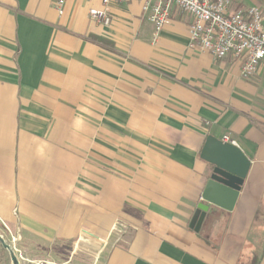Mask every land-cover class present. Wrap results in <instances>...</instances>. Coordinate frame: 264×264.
Segmentation results:
<instances>
[{
  "label": "crops",
  "instance_id": "0c3cea01",
  "mask_svg": "<svg viewBox=\"0 0 264 264\" xmlns=\"http://www.w3.org/2000/svg\"><path fill=\"white\" fill-rule=\"evenodd\" d=\"M54 2L0 0V230L37 264L94 246L91 264H264V62L244 78L242 59L191 48L178 8L157 34L141 0L108 26L89 14L103 0ZM210 135L251 165L197 231Z\"/></svg>",
  "mask_w": 264,
  "mask_h": 264
},
{
  "label": "built area",
  "instance_id": "2783aa9c",
  "mask_svg": "<svg viewBox=\"0 0 264 264\" xmlns=\"http://www.w3.org/2000/svg\"><path fill=\"white\" fill-rule=\"evenodd\" d=\"M127 0H103V8H91L89 14L95 21L110 25L109 8ZM143 9L149 13L158 34L170 23L174 8L192 16L190 24V47L209 52L221 60L228 56L242 59L241 74L250 78L264 62V13L260 6L236 5L234 0H141ZM66 0H55L54 6L60 14L64 12ZM224 142L236 145V141L225 135ZM1 234L18 249L19 235L3 222Z\"/></svg>",
  "mask_w": 264,
  "mask_h": 264
},
{
  "label": "water",
  "instance_id": "95a60500",
  "mask_svg": "<svg viewBox=\"0 0 264 264\" xmlns=\"http://www.w3.org/2000/svg\"><path fill=\"white\" fill-rule=\"evenodd\" d=\"M201 157L213 165L212 172L202 194L203 202L198 205L200 214L195 221L198 231L211 204L233 210L241 187L246 178L251 160L235 144L208 136ZM0 243L9 252L12 264H21L14 247L0 232Z\"/></svg>",
  "mask_w": 264,
  "mask_h": 264
},
{
  "label": "rangeland",
  "instance_id": "374dc122",
  "mask_svg": "<svg viewBox=\"0 0 264 264\" xmlns=\"http://www.w3.org/2000/svg\"><path fill=\"white\" fill-rule=\"evenodd\" d=\"M260 1L262 2V3L260 2L262 6L261 5H257V6H260L262 8V10H263V13H264V0H260ZM18 249L20 251H16V253H17V255H18L19 259H20L21 264H37V262H35V260H33L34 259L33 258L34 253L25 252L23 250V248H21V245L19 243H18ZM72 249H73L72 245L69 244L67 250L68 251L69 250L72 251ZM77 250H78V253L82 252V251H80V250H82L80 248V246L77 247ZM98 250L99 249L96 246H94L93 249H92V252H91L92 257H86V261L77 259L76 263H71V264H91L90 260L91 259L95 260V256H97ZM80 256H82V255H80ZM0 264H12L9 252L2 246L1 243H0ZM40 264H58V262H54V263H40Z\"/></svg>",
  "mask_w": 264,
  "mask_h": 264
},
{
  "label": "trees",
  "instance_id": "16d2710c",
  "mask_svg": "<svg viewBox=\"0 0 264 264\" xmlns=\"http://www.w3.org/2000/svg\"><path fill=\"white\" fill-rule=\"evenodd\" d=\"M97 39L98 41L102 42L103 44H110L109 41L105 40V39H100V38H94V40Z\"/></svg>",
  "mask_w": 264,
  "mask_h": 264
}]
</instances>
